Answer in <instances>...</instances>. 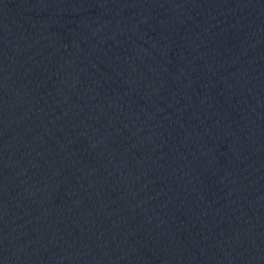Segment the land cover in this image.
<instances>
[{
	"label": "water",
	"instance_id": "obj_1",
	"mask_svg": "<svg viewBox=\"0 0 264 264\" xmlns=\"http://www.w3.org/2000/svg\"><path fill=\"white\" fill-rule=\"evenodd\" d=\"M0 264H224L111 168L0 92Z\"/></svg>",
	"mask_w": 264,
	"mask_h": 264
}]
</instances>
